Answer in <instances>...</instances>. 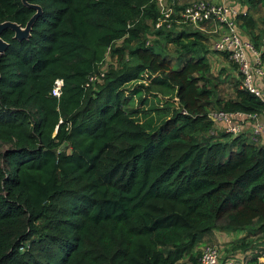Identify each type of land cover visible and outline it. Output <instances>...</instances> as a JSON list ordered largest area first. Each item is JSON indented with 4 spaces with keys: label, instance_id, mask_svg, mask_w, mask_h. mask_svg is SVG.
<instances>
[{
    "label": "trees",
    "instance_id": "trees-1",
    "mask_svg": "<svg viewBox=\"0 0 264 264\" xmlns=\"http://www.w3.org/2000/svg\"><path fill=\"white\" fill-rule=\"evenodd\" d=\"M245 3L237 25L264 67V25L251 12L264 0ZM28 4L41 7L29 37L1 34L0 264H199L197 249L216 230L264 233V144L209 117L263 107L228 53L213 49L232 67L221 79L209 35L185 23L155 29V0H0V23L25 26ZM108 48L116 62L101 77ZM144 79L174 94L153 108L167 117L151 129L128 108L140 90L124 93Z\"/></svg>",
    "mask_w": 264,
    "mask_h": 264
},
{
    "label": "built area",
    "instance_id": "built-area-1",
    "mask_svg": "<svg viewBox=\"0 0 264 264\" xmlns=\"http://www.w3.org/2000/svg\"><path fill=\"white\" fill-rule=\"evenodd\" d=\"M159 15L155 22V29L170 28L172 23H185L198 29L211 26L209 33L215 35L212 48L216 51L228 53L229 59L237 65L241 76L240 87L256 96L263 104L260 112H226L213 111L209 117L217 125H223L224 131L238 135L242 131L243 123L252 122L251 140L260 142L264 133V67L260 51L242 33L237 25L236 17L244 12L237 0H155ZM178 8V9H177ZM208 30V29H207ZM109 55V48L106 55ZM100 76H104L101 71ZM98 74L88 76L86 85L97 80ZM63 81H54L51 94L59 97ZM219 249L215 245H205L199 257V264H219ZM229 260L227 264H236Z\"/></svg>",
    "mask_w": 264,
    "mask_h": 264
},
{
    "label": "rangeland",
    "instance_id": "rangeland-1",
    "mask_svg": "<svg viewBox=\"0 0 264 264\" xmlns=\"http://www.w3.org/2000/svg\"><path fill=\"white\" fill-rule=\"evenodd\" d=\"M239 3L241 10L246 11L248 9V4H243V0H237ZM253 13L254 17L257 18L259 26L261 24L264 25V7L258 6L256 7L255 10H251ZM153 32L146 31V38L149 39L152 43L153 37H156L155 35L152 34ZM243 33V32H242ZM245 34V33H244ZM209 40H208V53L207 55L210 57V61L212 63V70L214 75H219L221 79L223 78H229V74L232 70V67L230 65V60L225 58L223 54L218 53V52H213V41L215 40V35L210 34ZM246 35V34H245ZM244 35V36H245ZM248 37V36H247ZM119 43H117L118 45ZM158 49V47H157ZM164 49L168 51V54L175 56L176 55V50L174 48V45L172 43H167L164 46ZM218 58V59H217ZM111 62H116V58H112L110 55H106L105 57V63L102 64V69L101 71H105L108 69V64ZM174 63V62H173ZM148 80V79H147ZM98 81H101L100 79ZM141 83V84H139ZM139 84V85H138ZM149 85V80L146 81L145 79L142 82H137V83H129L124 86V93L125 95H130L131 92L134 90H140V94L137 96L133 97L128 104V108L133 111H140L138 115H136V119L145 125H148V129L154 128L159 124L162 120H164V117H167L166 115H160L157 114L155 111H153V108L155 107H161L163 101L165 100L166 96L170 95L173 97L174 94L173 92H162L157 86H148ZM221 87L224 89V93L228 92L230 89L228 81L222 82ZM214 127H216L217 130H221V125H216L217 123H214ZM8 146L5 144L0 143V164H2L1 160V153L7 148ZM251 229V228H248ZM255 229H257L255 227ZM247 233H235V232H224V231H215L214 235V241H208V238L203 239L204 243H202L197 250L202 251L203 247L205 245L213 244L218 247L219 249V256L220 258H234L238 260H243L244 257L250 258L251 255H253L256 252H261V256L259 262L257 264H264V233H253L251 234ZM238 237H240L241 240H236ZM247 237L252 241L251 243L247 239ZM243 238V239H242ZM244 238L248 240V248L246 249H237V250H232V244L235 243H242L244 241ZM195 250V251H197ZM186 259L178 262L177 264H185Z\"/></svg>",
    "mask_w": 264,
    "mask_h": 264
},
{
    "label": "water",
    "instance_id": "water-1",
    "mask_svg": "<svg viewBox=\"0 0 264 264\" xmlns=\"http://www.w3.org/2000/svg\"><path fill=\"white\" fill-rule=\"evenodd\" d=\"M24 4H27V0H22ZM30 7H32L35 10V13L30 17V19L27 21L25 26H22L16 22L12 21H4L0 23V54L4 52V50L7 48L8 43L4 41L1 37V34L6 29H9L13 31L14 38L17 40H23L29 37L31 34V29L33 22L35 19L40 15L41 13V7L37 4H28Z\"/></svg>",
    "mask_w": 264,
    "mask_h": 264
},
{
    "label": "crops",
    "instance_id": "crops-1",
    "mask_svg": "<svg viewBox=\"0 0 264 264\" xmlns=\"http://www.w3.org/2000/svg\"><path fill=\"white\" fill-rule=\"evenodd\" d=\"M209 28H211V26L210 25H208L207 27H205V28H202V29H199L200 31H202V32H204L205 34H208L209 36H211L210 35V33H209ZM208 29V30H207ZM218 59V58H217ZM217 125V124H216ZM220 125V124H219ZM221 128H223V129H221V130H224V126L221 124ZM215 129H216V127H215ZM251 132H252V122L251 121H246V122H244L243 123V126H242V131H241V133L240 134H243V135H246V136H249L250 138H251ZM260 142L262 143V144H264V133L262 134V136H261V138H260ZM259 260H261L260 259V257H258V263H261V262H259Z\"/></svg>",
    "mask_w": 264,
    "mask_h": 264
}]
</instances>
